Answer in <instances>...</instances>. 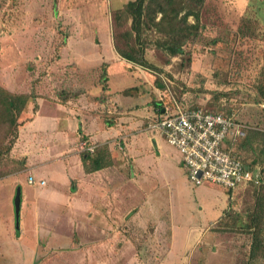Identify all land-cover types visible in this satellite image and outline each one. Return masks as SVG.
<instances>
[{
  "label": "rangeland",
  "instance_id": "rangeland-1",
  "mask_svg": "<svg viewBox=\"0 0 264 264\" xmlns=\"http://www.w3.org/2000/svg\"><path fill=\"white\" fill-rule=\"evenodd\" d=\"M129 1L131 0H0V88L12 94L27 92L34 96L35 88L43 85L45 87L43 93L55 92L56 95L52 96L58 97L57 101H61L65 95L67 81L79 71L76 64L82 67L85 65L87 67L83 68L85 72L96 75V78L93 77L94 82H101L107 74L108 84L112 90L136 86L137 75L130 74L124 65L111 64L107 72L106 65H100V55L111 48L113 38H119L124 30L128 29V25L118 27L119 25L114 24V16L115 11ZM159 17L160 15L156 20ZM187 22L193 24V18L188 17ZM199 25L200 29L193 40L182 45V56H171L166 49L167 46L163 45L164 39L161 35L153 30H146L137 46L143 48L148 65L137 66L135 72L141 76L143 84H149L150 90L161 84L162 89L158 88L162 92L165 90L163 92L164 97L167 96L164 98L165 102L172 96L183 108L231 111L236 114L238 120L251 126L253 131L264 132V105L255 103L253 91L258 73L264 66V0H205L200 12ZM129 41L133 43V37ZM116 42L120 48H125L123 40L118 39ZM80 55H85L81 61L78 60ZM101 85L103 88L106 87L105 79ZM148 94L149 90L146 91L143 100L138 97L135 100L140 106L141 113L135 127V136L137 139L138 137L142 139L146 135L155 137L149 141L145 139L144 143L137 142L141 145L143 156V159L137 160L138 166H144L151 176L146 175L150 181L148 184H141L144 192L149 195L146 194V203L142 198L135 202L140 219L136 220L137 225L133 232H128L131 240L130 257L136 258L135 264H146L143 259L147 260L151 256L153 258L157 254L151 250L155 243L159 244L156 257L158 259H152V262L158 264L162 261L159 256L166 253L164 247L170 243V229L161 222L164 223L167 218L165 212L168 211L170 203L173 205L169 210H173L175 205L176 210L196 214L198 209L196 202H192L194 195L190 201L186 199L189 194L178 188L182 179L191 193L195 190L183 168L177 164L179 155L161 136L145 130L155 113L152 109L151 116V112L146 111L141 104L142 101L149 102ZM7 126L5 122H0V142L4 141V144L7 142L5 136ZM126 140L119 139L115 144L119 159L126 158L124 154L127 145L130 144ZM254 151L243 150L241 158L245 165L257 164L262 168L263 182L260 186H264V163H258ZM162 155H167V160L161 158ZM167 168L173 170V175L167 170L168 176L174 177L178 174L176 180L167 179L168 186L166 181L161 180L162 170ZM22 169L23 159L12 158L11 151L9 154L2 152L0 254L5 252L2 250L6 246L8 247L6 252L20 253V259L29 264L27 256L31 250L27 251L24 244L30 249V245L35 242L36 221V204L30 191L31 197L28 201L25 200L22 207L17 236L11 230L12 223L8 224L9 216L14 214L13 202L18 187L13 180L14 175L21 172L23 190L34 188L27 185L28 175ZM135 172H138L137 168L128 174L126 168L120 170L118 175L121 177L129 175L130 178L134 177ZM204 185L205 187L198 188L207 189L209 192L208 196L202 198L203 203L210 207L209 209L216 206L219 213L227 200L225 191L220 187ZM173 187L176 195L168 201V193ZM258 189L247 187L237 190L231 201V208L227 211L228 214L226 213L229 218L226 220L228 226L224 225V221L217 222L214 231L204 235L201 232L192 235L193 238L196 236L202 239L204 244L199 245L198 251H195V264H264V248L260 250L256 259L249 258L252 240L251 231L247 227L251 222ZM160 194L167 195L166 201H161L164 207H168L167 209L163 210L158 205ZM43 204H40L41 214L44 212ZM262 208L264 209V204ZM148 219L156 222V226L159 225L158 232L154 233L155 228L149 221L146 223ZM188 219L197 220L190 216ZM39 221L54 228L57 233L65 229L62 226L66 227V222L63 220L62 224L57 218L49 219L41 215ZM262 223L264 224V221ZM39 236L40 244L44 245L48 233L40 229ZM149 237L150 241H147ZM17 244L23 245L18 251L13 247V245L18 247ZM45 250L49 252V248L46 247ZM67 260L65 256H58L52 263L45 264H65ZM0 264H3L1 260Z\"/></svg>",
  "mask_w": 264,
  "mask_h": 264
},
{
  "label": "crops",
  "instance_id": "crops-1",
  "mask_svg": "<svg viewBox=\"0 0 264 264\" xmlns=\"http://www.w3.org/2000/svg\"><path fill=\"white\" fill-rule=\"evenodd\" d=\"M110 45L111 48L100 55V65H106V72L111 64L124 65L130 74L137 75L136 86L117 89L118 91L112 90L106 74L104 78L106 87L103 88L101 82H104V79H101V82H94L93 77L96 78V75L85 72L83 69L85 65L82 67L76 64L79 71L69 76L70 79L65 85V95L61 101H57L58 97L52 96L56 95L55 92L43 93L45 87L40 85L37 86L39 88H35L34 97L29 100L21 113L18 136L12 147L11 156L16 160L23 159L24 172L37 181L36 184L31 185L28 184L27 178V185L34 188L23 190L20 180L21 172L13 177L21 189L20 215L23 204L29 197L32 196L36 204L35 242L30 245V249L24 244L27 251L31 250L30 255L27 256L29 264L52 263L58 256H65L68 259L65 264L137 263L136 258L130 257L131 240L128 232H133V228L137 225L136 220L140 219L135 202L142 198L146 203L147 195H149L144 192L141 184H148L150 181L146 175L151 176L144 166H138L137 160L143 159V156L141 145L137 142L144 143L145 139L149 141L155 137L146 135L142 139L138 137V140L135 136V127L141 117L140 106L135 100L137 97L143 100L146 91L149 90V102L142 101L141 104L146 111L151 112L152 116V109L156 110L152 106V96L154 94L157 99L160 89L154 86L153 90H150L149 84H143L141 76L135 72L137 66L121 59L114 51L112 43ZM84 57L85 55H80L78 60L81 61ZM131 88L136 90H129ZM119 139H127L126 141L130 143L124 154L125 159H119V153L115 149ZM82 144L95 145V150L103 149L99 152L102 156L99 159L104 164L101 169L85 171L83 158H86L84 155L86 152L81 150ZM96 153L94 152L90 157L95 158ZM163 157L167 160L168 156L162 155L161 158ZM158 158L160 159V155ZM177 164L181 166L180 159ZM86 165L89 167L88 161ZM126 168L128 174L135 168L138 172L130 178L129 175L128 177L119 176L120 170ZM167 170L173 175L171 168L162 170L161 180L166 181L168 186L167 179L176 180L178 174L170 177ZM40 181L44 182V185H40ZM201 187L205 185L195 187L191 193L182 179L178 184V188L185 194H189L186 199L191 201L194 195L192 202H196L198 206L196 214L176 210L175 205L173 210H169L173 203L169 204V208L161 203L166 201L167 195L158 196L159 207L163 210L168 208L165 212L167 218L161 224L170 229V243L164 247L166 253L164 256H159L162 261L158 264H195V251L199 245L204 244L202 239L196 236L193 238L192 235L200 232L204 235L214 231L217 222L231 208L230 204L237 190L255 186L245 184L232 191L230 197L226 195L227 200L219 213V208L216 206L209 209L210 207L203 203L202 198L208 196L209 192L207 189L198 190ZM168 195V201L176 195L174 187ZM40 204L44 207L42 214ZM41 215L49 219L57 218L62 224L65 221L66 227L62 226V228L66 230L55 232L54 228L40 223ZM188 216L195 217L197 220L190 221ZM146 221L154 226V233L158 232L159 225L156 226V222L149 219ZM10 223H12L11 230L15 233L14 214L9 216L8 224ZM40 229L48 233V239L45 240L44 245L40 244ZM77 234L79 238L76 239ZM15 235L17 236L16 233ZM147 241H150V237ZM17 245L18 247L13 245L16 251L23 246ZM46 247L49 248L48 253L45 250ZM6 250L8 247L5 246L2 250L5 252L0 254L3 264H25L24 260L20 259V253L13 251L9 253ZM151 250L157 254L155 258L151 256L147 260L143 259L146 264H153L152 259H158L156 257L159 244L152 245Z\"/></svg>",
  "mask_w": 264,
  "mask_h": 264
},
{
  "label": "trees",
  "instance_id": "trees-1",
  "mask_svg": "<svg viewBox=\"0 0 264 264\" xmlns=\"http://www.w3.org/2000/svg\"><path fill=\"white\" fill-rule=\"evenodd\" d=\"M205 0H131L124 4L123 7L115 11L114 24L123 27L128 25V29L118 37L113 38V47L119 57L134 66L147 67L148 63L144 57L143 48L137 46L140 42V37L146 30H153L161 35L164 39L163 45L167 46V51L171 56H182V45L193 40L195 34L200 29V12L202 10ZM159 19L156 20L157 16ZM188 17L193 18V24H188ZM133 37V43L129 40ZM124 41L125 48H120L116 41ZM158 87L162 89V85L158 84ZM136 88L129 90L133 91ZM254 100L258 105H264V66L260 69L257 76V83L253 86ZM34 96L31 94H12L2 88H0V122H5L7 126L6 144L4 141L0 142V156L2 152L9 154L18 136L19 118L24 111L29 100ZM165 101V100H164ZM168 102V101H166ZM179 103V102H178ZM180 104V103H179ZM181 105V104H180ZM152 106L154 109L160 108L161 102L152 96ZM186 109H202L199 107H187ZM206 113L222 114L230 116L236 114L231 111H210L202 109ZM241 121V120H240ZM2 137V140L3 138ZM10 136V137H8ZM3 149V151H1ZM255 150L256 158L259 164L264 163V132H255L253 129L248 130L245 138L240 139L234 146V152L243 162L241 153L243 150L252 151ZM105 150V149H104ZM97 151V153H96ZM103 149L94 150L96 157H90L85 153L86 158H83V164L85 171L99 170L104 164L101 163L102 156L99 154ZM99 156V157H98ZM86 161L89 162V167L86 165ZM247 165V164H246ZM250 169L260 168L255 165H248ZM25 169V161L23 160V169ZM262 184V183H261ZM260 184V185H261ZM258 187L256 201L251 214V222L248 225V229L251 231V249L249 258L254 260L258 257L260 250L264 248V186ZM225 194L230 197L232 190L223 189ZM261 191V193H260ZM227 213V212H226ZM224 214L219 222L229 219L227 214ZM231 218V217H230ZM18 227L15 229V233L18 235Z\"/></svg>",
  "mask_w": 264,
  "mask_h": 264
},
{
  "label": "built area",
  "instance_id": "built-area-1",
  "mask_svg": "<svg viewBox=\"0 0 264 264\" xmlns=\"http://www.w3.org/2000/svg\"><path fill=\"white\" fill-rule=\"evenodd\" d=\"M163 92L157 97L162 106L155 110L145 130L161 136L177 152L193 187L208 184L234 191L245 184L256 187L263 182L262 168L250 169L234 152L235 144L253 129L251 126L234 114L225 116L183 108L172 96L165 102L167 96ZM95 147L82 144L81 150L92 154ZM36 183L28 177V184Z\"/></svg>",
  "mask_w": 264,
  "mask_h": 264
},
{
  "label": "water",
  "instance_id": "water-1",
  "mask_svg": "<svg viewBox=\"0 0 264 264\" xmlns=\"http://www.w3.org/2000/svg\"><path fill=\"white\" fill-rule=\"evenodd\" d=\"M14 218L16 228L19 226L20 206H21V189L17 187L14 196Z\"/></svg>",
  "mask_w": 264,
  "mask_h": 264
}]
</instances>
